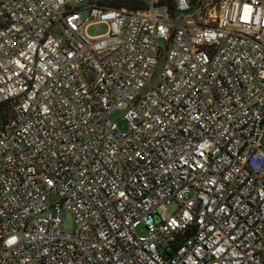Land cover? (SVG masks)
<instances>
[{
	"label": "built area",
	"instance_id": "1",
	"mask_svg": "<svg viewBox=\"0 0 264 264\" xmlns=\"http://www.w3.org/2000/svg\"><path fill=\"white\" fill-rule=\"evenodd\" d=\"M109 1L0 0V264H264V0Z\"/></svg>",
	"mask_w": 264,
	"mask_h": 264
},
{
	"label": "rangeland",
	"instance_id": "2",
	"mask_svg": "<svg viewBox=\"0 0 264 264\" xmlns=\"http://www.w3.org/2000/svg\"><path fill=\"white\" fill-rule=\"evenodd\" d=\"M106 30V25L102 23H92L88 26L87 28V33L89 35H96L99 33H102ZM122 111L119 109H113L111 110L107 117L111 121H116L118 128L120 131H125L127 129L126 123L124 120L121 119ZM180 199L181 200H186L189 199L193 196V191L191 189L183 191L180 193ZM176 207V201H173L171 204H169L168 209L169 211L174 210ZM61 219H62V226L61 229L63 231H71L74 227L73 223V218L69 211L66 209L61 210ZM138 234L145 235L146 234V229L144 226L139 225L136 229Z\"/></svg>",
	"mask_w": 264,
	"mask_h": 264
},
{
	"label": "trees",
	"instance_id": "3",
	"mask_svg": "<svg viewBox=\"0 0 264 264\" xmlns=\"http://www.w3.org/2000/svg\"><path fill=\"white\" fill-rule=\"evenodd\" d=\"M109 3L116 8L125 7L131 10L144 9L147 6L145 0H110Z\"/></svg>",
	"mask_w": 264,
	"mask_h": 264
},
{
	"label": "water",
	"instance_id": "4",
	"mask_svg": "<svg viewBox=\"0 0 264 264\" xmlns=\"http://www.w3.org/2000/svg\"><path fill=\"white\" fill-rule=\"evenodd\" d=\"M263 147H264V143H263Z\"/></svg>",
	"mask_w": 264,
	"mask_h": 264
}]
</instances>
